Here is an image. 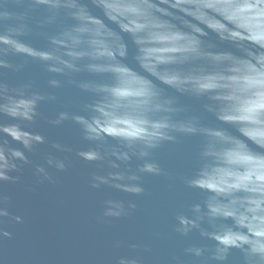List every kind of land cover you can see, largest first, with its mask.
Instances as JSON below:
<instances>
[{
	"label": "water",
	"instance_id": "obj_1",
	"mask_svg": "<svg viewBox=\"0 0 264 264\" xmlns=\"http://www.w3.org/2000/svg\"><path fill=\"white\" fill-rule=\"evenodd\" d=\"M0 264H264V0H0Z\"/></svg>",
	"mask_w": 264,
	"mask_h": 264
},
{
	"label": "snow or ice",
	"instance_id": "obj_2",
	"mask_svg": "<svg viewBox=\"0 0 264 264\" xmlns=\"http://www.w3.org/2000/svg\"><path fill=\"white\" fill-rule=\"evenodd\" d=\"M224 242H225V243H228V241H227V240H225Z\"/></svg>",
	"mask_w": 264,
	"mask_h": 264
}]
</instances>
